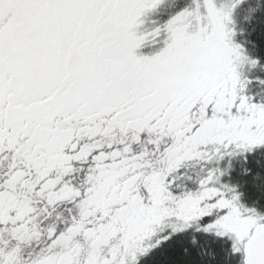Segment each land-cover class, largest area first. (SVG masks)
Here are the masks:
<instances>
[{"label": "snow or ice", "instance_id": "1", "mask_svg": "<svg viewBox=\"0 0 264 264\" xmlns=\"http://www.w3.org/2000/svg\"><path fill=\"white\" fill-rule=\"evenodd\" d=\"M0 264H264V0H0Z\"/></svg>", "mask_w": 264, "mask_h": 264}]
</instances>
